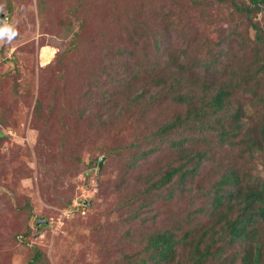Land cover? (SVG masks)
<instances>
[{"label":"rangeland","instance_id":"374dc122","mask_svg":"<svg viewBox=\"0 0 264 264\" xmlns=\"http://www.w3.org/2000/svg\"><path fill=\"white\" fill-rule=\"evenodd\" d=\"M236 1L240 7L249 2ZM235 3L0 0V264H29L37 251L40 264H129L125 255L137 249L135 228L167 209L164 199L151 196L139 211L142 218L132 219L139 201L131 196L145 186L141 177L171 158L130 167L121 146L132 142L138 124L126 120L129 115L101 123L98 107L86 110L82 99L91 86L99 90L107 46L135 32L137 52L157 33L164 45L189 52L188 60L210 53L246 66L257 54L264 57L253 21ZM253 20L264 28V12ZM227 149V161L235 158L241 175L264 176L262 151L237 159L238 150ZM209 161L204 180L195 182L201 187L193 190L196 199L217 178V158ZM182 197L177 204L189 202L187 192Z\"/></svg>","mask_w":264,"mask_h":264},{"label":"trees","instance_id":"16d2710c","mask_svg":"<svg viewBox=\"0 0 264 264\" xmlns=\"http://www.w3.org/2000/svg\"><path fill=\"white\" fill-rule=\"evenodd\" d=\"M235 4L253 21L255 38L264 44V28L253 20L264 12V0ZM138 37L135 32L125 43L107 46L95 82L99 90L91 86L89 98L82 99L85 109L98 107L101 123L129 115L126 120L138 124L132 142L121 146L128 150L130 167L171 158L144 181L141 177L138 183L145 186L131 196L139 201L132 219L142 218L139 211L151 196L164 199L167 209L142 218L135 228L137 249L125 257L129 264H264V176L241 175L236 159L227 161L225 155L228 147L238 150L237 159L264 153V57L257 54L246 66L210 53L188 60L189 52L164 45L157 33L137 52L132 42ZM166 106L174 107L173 114ZM213 156L217 178L196 199L195 182L204 180ZM186 192L189 202L177 204L175 198ZM42 257L37 251L29 264H40Z\"/></svg>","mask_w":264,"mask_h":264},{"label":"water","instance_id":"95a60500","mask_svg":"<svg viewBox=\"0 0 264 264\" xmlns=\"http://www.w3.org/2000/svg\"><path fill=\"white\" fill-rule=\"evenodd\" d=\"M102 166H103V157L100 159V162H99L100 169L102 168Z\"/></svg>","mask_w":264,"mask_h":264}]
</instances>
